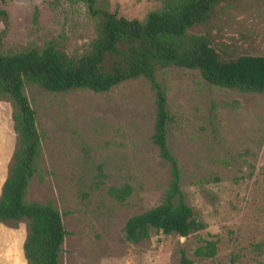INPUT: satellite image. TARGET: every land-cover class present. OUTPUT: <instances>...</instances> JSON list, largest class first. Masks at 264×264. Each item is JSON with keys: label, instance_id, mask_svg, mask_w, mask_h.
Segmentation results:
<instances>
[{"label": "rangeland", "instance_id": "obj_1", "mask_svg": "<svg viewBox=\"0 0 264 264\" xmlns=\"http://www.w3.org/2000/svg\"><path fill=\"white\" fill-rule=\"evenodd\" d=\"M164 0H8L0 2V53L54 45L81 54L96 36L98 11L144 20ZM208 34L228 56L264 55V0H242L220 10ZM171 121L168 146L181 169L186 203L205 228L180 237L152 230L125 239L128 219L158 206L171 174L152 142L154 92L146 79L107 92L66 93L27 86L44 141L40 168L27 198L64 213L69 235L60 264H262L264 261V92L206 83L197 70L158 73ZM17 148L12 107L0 101V192ZM129 188L122 200L113 190ZM27 220L0 223V264H27ZM214 242L213 257L194 251Z\"/></svg>", "mask_w": 264, "mask_h": 264}, {"label": "trees", "instance_id": "obj_2", "mask_svg": "<svg viewBox=\"0 0 264 264\" xmlns=\"http://www.w3.org/2000/svg\"><path fill=\"white\" fill-rule=\"evenodd\" d=\"M85 1L92 6L93 0ZM239 1L242 0H164L160 9L149 12L142 21L100 10L95 15L96 36L81 54L69 55L51 44L13 54L0 53V101L11 104L17 137V148L0 192V223L27 220L22 246L27 264H60L61 246L69 235L64 213L51 203L31 202L27 198L29 185L40 168L44 141L36 112L25 95L30 85L49 92L87 89L102 93L128 80L146 79L154 92L152 142L168 164L171 179L158 206L128 219L125 239L139 243L152 230L187 237L205 228L180 188L181 169L168 146L171 116L158 73L169 67L197 70L212 86L264 92V55L228 56L212 45L206 32L193 33L197 28H207L220 10H229ZM112 193L122 200L129 188ZM215 253L214 242L194 251L196 257L202 258ZM180 264L191 261L183 255Z\"/></svg>", "mask_w": 264, "mask_h": 264}]
</instances>
